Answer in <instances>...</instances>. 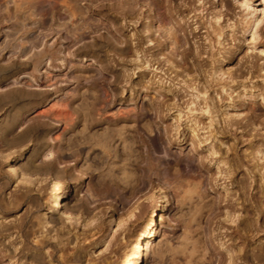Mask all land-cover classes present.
I'll return each instance as SVG.
<instances>
[{
    "label": "rangeland",
    "instance_id": "obj_1",
    "mask_svg": "<svg viewBox=\"0 0 264 264\" xmlns=\"http://www.w3.org/2000/svg\"><path fill=\"white\" fill-rule=\"evenodd\" d=\"M0 264H264V0H0Z\"/></svg>",
    "mask_w": 264,
    "mask_h": 264
},
{
    "label": "bare ground",
    "instance_id": "obj_2",
    "mask_svg": "<svg viewBox=\"0 0 264 264\" xmlns=\"http://www.w3.org/2000/svg\"><path fill=\"white\" fill-rule=\"evenodd\" d=\"M112 119H115V118H111V117H106L105 118V120H112ZM57 183V182H56ZM55 183V184H56ZM56 185H58L59 186V184H56ZM54 187H55V185H54ZM56 188V187H55ZM59 189V188H58ZM61 190V189H60ZM57 194V193H56ZM60 194L58 195V197L56 198V203L55 202H52V203H55V204H57V205H60ZM55 207V206H54ZM53 208V207H52ZM58 210V209H57ZM51 211V210H50ZM49 212V211H48ZM47 212V213H48ZM45 216H46V213H45ZM149 226V225H148ZM151 246H150V241L148 242V244H147V253L151 250Z\"/></svg>",
    "mask_w": 264,
    "mask_h": 264
}]
</instances>
